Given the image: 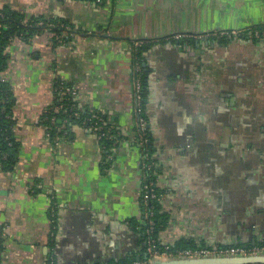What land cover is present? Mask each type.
Instances as JSON below:
<instances>
[{
    "label": "crops",
    "instance_id": "crops-1",
    "mask_svg": "<svg viewBox=\"0 0 264 264\" xmlns=\"http://www.w3.org/2000/svg\"><path fill=\"white\" fill-rule=\"evenodd\" d=\"M2 9L52 27L4 50L19 152L12 171L0 166V264L140 260L132 74L147 42L160 242H264V40L251 36L264 0H0ZM60 83L117 132L107 153L86 127L50 137L42 115Z\"/></svg>",
    "mask_w": 264,
    "mask_h": 264
},
{
    "label": "built area",
    "instance_id": "built-area-1",
    "mask_svg": "<svg viewBox=\"0 0 264 264\" xmlns=\"http://www.w3.org/2000/svg\"><path fill=\"white\" fill-rule=\"evenodd\" d=\"M3 18V15H0ZM23 24L27 21H22ZM37 28H49L52 25L43 20L33 22ZM262 27V28H261ZM255 29L251 36L258 40H264V26ZM18 36V35H17ZM219 37L231 38L233 33L219 32ZM22 39L21 36H18ZM177 40L182 39L183 36H175ZM140 45H138L139 47ZM141 66L135 59L132 74V91L134 96L133 115L135 119V139L140 149L141 154V168H142V198H141V213L145 222L144 230V246L145 258L144 260L132 261L127 264H151L156 260H170V259H196V258H213V257H248V256H264V243H256L251 245H235V246H209L187 249L170 250L167 247L158 248L154 239L155 231V211L153 203L158 200L154 178H151L153 172L154 161L153 154L149 151L150 139L148 134V123L144 116L142 109V87L140 83ZM0 81L7 82V79L0 74ZM57 103L56 110L62 108L69 102L75 101L77 92L71 86L60 83L56 87ZM72 107L74 106L71 104ZM73 116L79 115L74 112ZM86 125L98 140L104 139L112 142L118 141V134L112 132V127H108L107 121L103 115L95 111H89V115L83 120ZM64 135L67 131H63ZM104 149V147H102Z\"/></svg>",
    "mask_w": 264,
    "mask_h": 264
},
{
    "label": "trees",
    "instance_id": "trees-1",
    "mask_svg": "<svg viewBox=\"0 0 264 264\" xmlns=\"http://www.w3.org/2000/svg\"><path fill=\"white\" fill-rule=\"evenodd\" d=\"M0 15H3V18H0V74H2L5 71L6 63H7V55L5 54L4 50L6 47L7 42L11 40V38L14 37V35L21 36L22 38L27 37L28 35L39 31L42 28H37L34 26L33 22L40 20V19H32L25 24H23L22 16L16 15L14 13H10L6 11L5 9L0 10ZM262 28V27H261ZM151 43H145L137 47V52L135 54V59L139 62L142 72H141V78L140 83L142 87V109L144 112V102L146 98V74L144 67H142L143 63V53L145 50H147L150 47ZM11 89L8 82H1L0 81V166L5 171H12L18 158V152H19V144L13 137L12 131H11V112H10V106H11ZM73 104L74 106L72 107ZM56 106H58V103L56 101L55 108L49 109L42 115V125L46 127V130L50 134L51 138H55L57 140H61L64 136L63 131H67V136L71 133V130L73 126L78 127H87L83 124V120L89 115L88 110H80L78 108L77 101H72L64 105L62 108L56 110ZM76 112L79 116L75 117L73 116V113ZM145 116V114H144ZM146 118V117H145ZM108 127H111L108 123ZM112 132L116 133V131L112 128ZM149 134V131H148ZM118 138L120 139L119 135ZM149 139L150 135H149ZM99 143L102 147H104V151L107 153L110 148L114 146L117 142H112L109 140L101 139L99 140ZM149 151L151 154H153V148L150 144ZM154 161V160H153ZM155 165L153 168V172H151L150 177L154 178L155 180ZM158 194V192H157ZM153 209L155 211V231H154V239L156 241L158 248H164L167 247L170 250L175 249H187V248H198V247H209L207 244L198 243L191 240H179L175 242L173 245H164L160 242L158 238V233L160 229L161 222L160 217L158 213V202L155 201L153 203ZM56 219H54V222ZM55 226V225H54ZM138 231L141 234L142 242L144 244V230H145V222L142 217L141 223L137 225ZM264 243V242H261ZM235 245H242V244H229V245H223V246H235ZM251 245V244H248ZM142 256L140 257V260H144L145 258V246H143ZM132 262V260L125 261L122 264H127ZM48 264H55V261L51 260L49 258Z\"/></svg>",
    "mask_w": 264,
    "mask_h": 264
},
{
    "label": "water",
    "instance_id": "water-1",
    "mask_svg": "<svg viewBox=\"0 0 264 264\" xmlns=\"http://www.w3.org/2000/svg\"><path fill=\"white\" fill-rule=\"evenodd\" d=\"M151 264H264V256L156 260Z\"/></svg>",
    "mask_w": 264,
    "mask_h": 264
},
{
    "label": "rangeland",
    "instance_id": "rangeland-1",
    "mask_svg": "<svg viewBox=\"0 0 264 264\" xmlns=\"http://www.w3.org/2000/svg\"><path fill=\"white\" fill-rule=\"evenodd\" d=\"M211 36V35H210ZM224 39H227V38H224Z\"/></svg>",
    "mask_w": 264,
    "mask_h": 264
}]
</instances>
